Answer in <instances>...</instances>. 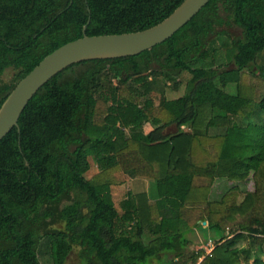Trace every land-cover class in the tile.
I'll return each mask as SVG.
<instances>
[{"label":"trees","instance_id":"obj_1","mask_svg":"<svg viewBox=\"0 0 264 264\" xmlns=\"http://www.w3.org/2000/svg\"><path fill=\"white\" fill-rule=\"evenodd\" d=\"M182 2L0 0V106L88 17V37L132 33ZM263 50L264 0H210L150 50L50 79L0 141V264H67L73 251L74 264H264ZM181 88L176 115L166 95ZM145 121V143L132 141L126 129ZM195 231L208 252L187 250Z\"/></svg>","mask_w":264,"mask_h":264},{"label":"water","instance_id":"obj_2","mask_svg":"<svg viewBox=\"0 0 264 264\" xmlns=\"http://www.w3.org/2000/svg\"><path fill=\"white\" fill-rule=\"evenodd\" d=\"M210 0H183L164 20L145 30L88 37L90 17L83 36L68 42L44 57L9 93L0 106V141L18 125L28 102L50 79L71 65L91 60H110L136 56L171 38Z\"/></svg>","mask_w":264,"mask_h":264},{"label":"rangeland","instance_id":"obj_3","mask_svg":"<svg viewBox=\"0 0 264 264\" xmlns=\"http://www.w3.org/2000/svg\"><path fill=\"white\" fill-rule=\"evenodd\" d=\"M231 32L235 35H239V30L238 29H233L231 30ZM257 65L258 66H264V50L258 55L257 58ZM231 67H233V65H231ZM12 75V71H10L9 69H7L4 72V75L2 76V80L3 81H7L9 80L10 76ZM231 89V86L228 87L226 89L227 92H229ZM183 94V88H181L177 93H167L166 95V99L168 101L167 106L169 107L171 113L174 112V114H179L181 112V101L180 99H177L178 97H180ZM168 119V118H167ZM154 127L152 126V124L149 121H145L143 124L136 126V127H130L127 128L126 131L128 133V136L130 137V139L132 141H140V142H144L146 140V135L153 129ZM176 131V127L174 125H171L169 127H167L164 131V134H173ZM92 132L94 134H100L101 130H92ZM214 147L217 151L218 149V144H214ZM206 158V159H204ZM197 159L199 160H203V161H208L211 162L212 159V155L210 154H205L204 151H202V153L198 150L197 152ZM95 166L91 167V170L88 172L87 177L89 178L94 172H95ZM139 182V181H138ZM141 183V182H139ZM224 183V182H222ZM227 186L226 183L224 184H219V182H216L214 184L213 187H211L210 191H209V199L210 200H217L219 201L220 197L223 195V193L225 192V187ZM247 187L249 189H252V183H248ZM124 187H116L113 188V190H111V194L113 196V202L114 204L117 206L118 201L121 198V194L124 193L123 191ZM144 189V184H138L137 182H135V180H133V182H131L130 184L127 185V189H130L132 191H137L138 189ZM101 192L103 193H107L108 189L105 186L100 187ZM209 237H212V235L208 234ZM188 239L191 241V245L188 247V251L190 250H199V249H204L206 252H208L211 247H212V242H205L204 239L207 237H205L203 239V236L200 234L199 231H195L193 233L188 234ZM146 242V241H145ZM77 263V258H76V251H73L67 261V264H74ZM144 264H167V261L162 258V260H160V262H158V260L155 262V260H147Z\"/></svg>","mask_w":264,"mask_h":264}]
</instances>
